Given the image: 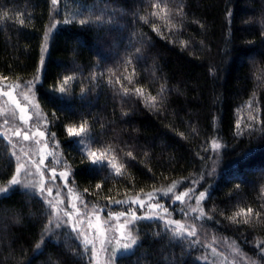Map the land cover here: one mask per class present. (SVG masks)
Instances as JSON below:
<instances>
[{
	"label": "trees",
	"instance_id": "obj_1",
	"mask_svg": "<svg viewBox=\"0 0 264 264\" xmlns=\"http://www.w3.org/2000/svg\"><path fill=\"white\" fill-rule=\"evenodd\" d=\"M36 76L88 200L196 186L205 234L264 250V0H0V78ZM70 129L118 174L91 164ZM14 167L0 137V187ZM47 221L41 198L1 195L0 264H87L70 232L45 238ZM135 239L114 264H214L169 227L140 223Z\"/></svg>",
	"mask_w": 264,
	"mask_h": 264
},
{
	"label": "rangeland",
	"instance_id": "obj_2",
	"mask_svg": "<svg viewBox=\"0 0 264 264\" xmlns=\"http://www.w3.org/2000/svg\"><path fill=\"white\" fill-rule=\"evenodd\" d=\"M56 24L53 18L44 38L43 58L50 29ZM38 80L39 76L26 82L0 78V137L15 166L10 181L0 187V196L19 189L41 198L48 211L45 238L66 230L79 243L87 264H114L116 256L134 245L131 241L136 238L138 225L150 222L177 231L214 264H264V250L248 255L232 239L204 233L198 224L201 191H196V186L181 192L159 189L102 204L88 200L73 184L71 168L38 107ZM74 132L78 135L70 133L71 138L78 144L83 142L81 150L91 164L107 165L118 174V165L107 152L90 149L83 131ZM193 229L195 234L189 235ZM125 243L130 245L127 250L123 248Z\"/></svg>",
	"mask_w": 264,
	"mask_h": 264
},
{
	"label": "snow or ice",
	"instance_id": "obj_3",
	"mask_svg": "<svg viewBox=\"0 0 264 264\" xmlns=\"http://www.w3.org/2000/svg\"><path fill=\"white\" fill-rule=\"evenodd\" d=\"M56 2H57V0H52V3H53V4H55ZM21 111H23V109H22ZM69 131H70V133H72L73 135H78V134L75 133L74 130H72V129H70ZM17 134L19 135V133H17ZM40 135L43 136V135H44V132H41ZM24 139L27 140V139H28V136L25 135V136H24ZM217 147H219V145H217ZM40 163H43V160H41ZM12 183H13V184H16L17 181H16L15 179H13V180H12ZM97 187H99V185H97ZM185 195H186V193H185ZM200 195L203 196L204 194L201 193ZM176 199L179 200V199H181V197H180V196H177ZM120 215H124V213H120ZM194 234H195V230L193 229V230L189 233V235H194ZM131 243H132V244H135V243H136V240L133 239V240L131 241ZM123 248H124L125 250H127V249L130 248V245L127 244V243H125V244L123 245Z\"/></svg>",
	"mask_w": 264,
	"mask_h": 264
}]
</instances>
